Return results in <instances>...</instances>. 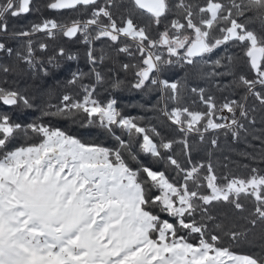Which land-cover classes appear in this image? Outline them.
<instances>
[{
  "label": "snow or ice",
  "instance_id": "1",
  "mask_svg": "<svg viewBox=\"0 0 264 264\" xmlns=\"http://www.w3.org/2000/svg\"><path fill=\"white\" fill-rule=\"evenodd\" d=\"M123 5L124 0H48L47 9L78 16L41 18L16 30L10 20L39 9L34 0H0L5 77L20 65L45 76L48 65L60 67L55 57H37V48L46 51L48 44L33 37L43 34L86 46L90 71L77 68L68 84L88 75L102 82L97 65L105 57L103 50L97 57L93 45L106 40L118 56L137 61L120 64L132 74L130 88L157 90L153 107L179 133V139L168 138L143 117L124 114L115 98H95V85L80 84L76 95L65 93L59 103L47 104L41 119L83 117L85 126L107 134L111 146L37 120L17 122L0 108V264H264V170L251 168L246 177L218 175L211 150L219 147V136L211 138L207 158L199 161L191 142L195 137L204 143L210 132L239 140L249 131L244 121L256 123V108L247 101L254 97L264 106V0H129V7ZM134 10L147 19L135 18ZM233 46L243 53L251 76L234 67L239 57L229 53ZM220 49L223 55H217ZM56 55L66 56L65 48ZM177 65L197 69L199 79L211 80L228 95L218 101L208 88L162 78ZM225 77H231L227 84L221 83ZM120 84L117 80L113 87ZM6 85V79L0 81V104L34 107L24 92ZM185 91L198 99L189 104ZM197 103L203 110L191 106ZM260 119L264 122V115ZM29 134L38 142H21ZM176 144L182 146L183 163ZM259 159L264 161V153ZM249 198L250 212L242 202ZM242 242L259 251L232 250Z\"/></svg>",
  "mask_w": 264,
  "mask_h": 264
},
{
  "label": "trees",
  "instance_id": "2",
  "mask_svg": "<svg viewBox=\"0 0 264 264\" xmlns=\"http://www.w3.org/2000/svg\"><path fill=\"white\" fill-rule=\"evenodd\" d=\"M48 0H34V7L39 11H33L32 13L21 16L14 20H10V27L20 30L21 28L28 27L32 22H37L41 18H54L59 21H64L68 17H77L78 13H72L67 10L62 11H49L46 8ZM196 2L203 3V0H196ZM129 0H124V8L129 7ZM123 10V8L121 9ZM133 15L135 18L144 21L147 19L146 15L139 10H134ZM86 18V17H84ZM253 27L259 28L258 25ZM34 40L44 42L48 44L46 51L41 52L37 48L36 54L42 58L55 57L56 61L60 65L59 68H49V74L45 76L42 72L32 74L31 70H28L25 65H20L16 72L9 73L6 77L3 73H0V81L7 80V87L18 88L24 92L30 100L33 102L34 107L31 109L11 108L0 104V108L4 111H8L14 120L17 122L30 123L33 120L50 124L53 127H60L67 130L71 134L77 135L82 140L89 143L103 144L105 146H111L112 140L104 133L103 130L98 127L85 126L86 120L83 117H78L74 122L72 119H66L63 117L45 116L41 119V110H46V105L51 103L53 105L59 103L60 97L65 94L76 95L81 91L80 84L91 82V75L86 76L83 80L77 84H68L67 81L71 79V73L79 68L84 73H89V68L86 64V46L77 39H68L60 35H57L55 39H48L43 34L33 37ZM22 43V41L20 42ZM96 49V56L101 55V50L104 54V62L97 66L103 74V81L96 84V96L95 98L100 100H107L109 98H115L118 102V108L126 115L134 117H143V123L146 125H154L162 133V135L179 139V133L176 132L174 126L170 125L154 105H157L159 98V92L157 90H144L137 91L130 88V82L132 80L131 73H125L120 69L121 63H136L137 61H130L125 55H117L116 52L111 49L106 40L97 41L94 43ZM63 47L66 50L67 55L76 56V59L68 60L66 56H57V50ZM229 53L233 54L239 59L236 60L234 67L239 71H243L245 74L251 76L246 61L243 58V53L238 47H231ZM224 49H220L217 55H223ZM215 59V57H213ZM4 63L12 64L13 60L5 59ZM210 68L205 67L204 71H210ZM173 80H180L181 82L187 81L190 87L199 86L208 88L217 98L218 101L222 100L224 96L228 95V92L217 91L212 85L211 80H201L197 75V69L192 67H181L179 65L171 68L170 71L162 74V78H169ZM231 77H225L221 83L227 84ZM120 81V87H113L114 82ZM184 96L186 102L189 104L192 100H197L192 93L185 91ZM238 98V96L236 97ZM248 106L255 107L256 112L252 115L256 117V123L254 125L248 124L244 121L245 126L249 129L248 133H241L239 140H233L231 135L225 137L222 133H208L204 143H197L196 138H192L193 143V159L196 161L206 159L211 145L209 141L214 135L219 136V147L212 149V162L216 166L218 175L225 173H231L237 176H248L251 168H259L264 170V161L259 159V154L264 153V122H261V115H264V106H261L254 97H249ZM193 108L203 110V106L199 103L191 105ZM55 111V109H52ZM256 137H259L257 139ZM21 142H38L32 134H29L27 138H21ZM175 153L183 163L184 157L182 154V146L176 144L174 146ZM249 153L251 155H245ZM252 155L257 156L255 160L251 158ZM227 167H223V165ZM245 204L247 211H251L253 208V201L251 198L244 199L242 201ZM247 214V213H244ZM211 227V225H210ZM225 245L229 244V241L225 239ZM232 250L238 254H253L259 251L258 247H252L246 243L231 245Z\"/></svg>",
  "mask_w": 264,
  "mask_h": 264
},
{
  "label": "built area",
  "instance_id": "3",
  "mask_svg": "<svg viewBox=\"0 0 264 264\" xmlns=\"http://www.w3.org/2000/svg\"><path fill=\"white\" fill-rule=\"evenodd\" d=\"M37 55V54H36ZM100 55H97V57H99ZM37 57L39 58V59H43V60H47L48 58H42V57H40V56H38L37 55ZM67 58V57H66ZM56 59V58H55ZM85 61H86V64H87V66H88V68H89V70H90V68H91V65H89L88 64V62H87V57H85ZM26 66V65H25ZM98 66V65H97ZM26 68H27V66H26ZM48 68H53V66L52 65H48ZM29 70V69H28ZM96 83H97V81L95 80V77L93 76V75H91V82L90 83H85V85H96Z\"/></svg>",
  "mask_w": 264,
  "mask_h": 264
},
{
  "label": "water",
  "instance_id": "4",
  "mask_svg": "<svg viewBox=\"0 0 264 264\" xmlns=\"http://www.w3.org/2000/svg\"><path fill=\"white\" fill-rule=\"evenodd\" d=\"M49 11H55V10H50V9H48Z\"/></svg>",
  "mask_w": 264,
  "mask_h": 264
},
{
  "label": "rangeland",
  "instance_id": "5",
  "mask_svg": "<svg viewBox=\"0 0 264 264\" xmlns=\"http://www.w3.org/2000/svg\"><path fill=\"white\" fill-rule=\"evenodd\" d=\"M89 83H90V82H89ZM97 83H98V82H97ZM97 83H96V84H97ZM95 86H96V85H95Z\"/></svg>",
  "mask_w": 264,
  "mask_h": 264
}]
</instances>
